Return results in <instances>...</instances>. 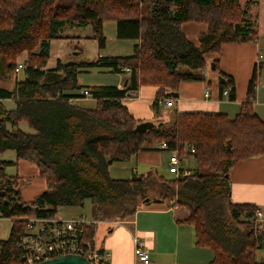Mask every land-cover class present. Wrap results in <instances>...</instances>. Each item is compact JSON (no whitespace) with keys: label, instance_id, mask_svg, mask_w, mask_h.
<instances>
[{"label":"trees","instance_id":"16d2710c","mask_svg":"<svg viewBox=\"0 0 264 264\" xmlns=\"http://www.w3.org/2000/svg\"><path fill=\"white\" fill-rule=\"evenodd\" d=\"M240 0H0V80L20 70L24 79L12 90L0 88V154L14 151L16 165H36L47 189L25 202L21 179L7 176L11 163L0 162V217L13 222L10 236L0 242V264H26L20 245L30 218H56L61 207L92 204L91 218L123 222L152 203L185 206L190 211L196 245L212 251L210 264H264V231L256 220L259 208L233 203L230 171L238 163L264 154V121L254 110L258 73L249 82L245 102L235 117L218 113L174 112L166 120L160 100L172 99L182 83L204 80L207 56L225 45L247 43L257 34ZM115 22L119 40L137 44L130 57H99L93 61L59 60L49 68L53 40L69 39L67 29L91 27L100 49L107 37L104 24ZM205 24L198 44L184 26ZM81 57L84 49H76ZM21 66V68H20ZM213 66L218 68V61ZM110 69L129 73L123 89L83 86L82 73ZM129 69V71H126ZM222 93L236 98L235 81L220 73ZM143 86L159 89L153 110L157 120L136 119L123 101ZM96 101L85 109L72 100ZM3 100H13L7 109ZM170 108V107H168ZM27 123L32 133L20 125ZM177 151L181 159L191 147L197 167L191 176L165 179L157 170L115 179L110 167L144 151ZM97 227L81 239L93 242Z\"/></svg>","mask_w":264,"mask_h":264},{"label":"crops","instance_id":"0c3cea01","mask_svg":"<svg viewBox=\"0 0 264 264\" xmlns=\"http://www.w3.org/2000/svg\"><path fill=\"white\" fill-rule=\"evenodd\" d=\"M244 7L248 10V21L254 24L257 32L255 39L247 43L225 45L220 54L208 55L207 68L203 72L204 80L182 83L179 99L174 100L173 107H177V112L223 113L229 117H235L246 100L248 85L256 69L258 86L254 110L264 121V0H245ZM183 29L188 39L194 42L198 40L200 33L206 31L207 26L190 23ZM92 35L93 32L91 35L70 34L69 39L53 40L50 48L49 68L55 69L59 60L68 63L78 60L88 62L99 57H130L137 44L133 40H119L120 47L118 45V48H110L106 42L105 48L100 49L97 40L85 39ZM79 48L84 49L85 52L77 58L78 50L76 49ZM215 60L218 61L217 69L213 66ZM221 72L235 81L236 98L233 101L229 99V96H223L219 82ZM21 73L19 70L9 81L0 80V88L12 90L16 81L24 79V76L19 77ZM88 73L91 74L90 78L93 82H89L90 85L87 87L116 86L123 89L129 77V73H117L110 69H93ZM158 91L157 87L143 86L136 97L127 98L123 103L136 119L154 122L157 116L153 110V103L157 99ZM207 91L211 93L209 99L204 98ZM86 99L88 98L81 101H86ZM79 101H76L75 105H78ZM3 104L7 109V104L15 107L13 100H3ZM164 107L165 105H162L161 108L167 112L168 108ZM167 152L144 151L130 160H136L135 169L137 171L146 166H150L151 170H156L154 167H158L162 162L166 164L167 160L168 164L170 156L168 158L167 155L170 152ZM7 154L9 153L1 154L0 162L16 166L18 170L16 176L20 177L24 183L30 184L29 187L21 190L22 198L25 202L33 201L47 189L46 181L40 178L36 165L25 161H20L16 165V156L12 160L13 157ZM113 169L112 165L110 174ZM131 171L133 175L130 178L140 175L138 172ZM229 177L233 203L257 206L258 211H261L263 215L256 221L261 224L260 229L264 231V154L238 163L231 169ZM189 219L190 211L187 207L156 202L141 208L133 218L121 222L120 225L104 222V230L100 235L97 230L102 224L98 225L96 240L102 250L110 253V264H143L137 262L134 256L133 236L135 235L139 236L150 250V264H210L214 255L211 250L196 245L195 231L188 223ZM12 226L11 219L0 217V242L9 238ZM258 259L264 263V250L259 252Z\"/></svg>","mask_w":264,"mask_h":264},{"label":"built area","instance_id":"2783aa9c","mask_svg":"<svg viewBox=\"0 0 264 264\" xmlns=\"http://www.w3.org/2000/svg\"><path fill=\"white\" fill-rule=\"evenodd\" d=\"M21 68V66H20ZM129 71V69H126ZM85 98L91 96L89 90L82 91ZM224 97L229 96V91L223 92ZM211 93L207 91L204 94L205 99H209ZM78 100H72L71 103H76ZM160 105L173 107L174 100L162 99ZM160 149L168 151L171 157L168 161L169 173L174 175V178L180 179L192 175V172L184 167L183 159L180 158L177 151H169L166 143L160 144ZM195 149L193 147L185 151L186 157L193 155ZM262 212L257 211L256 219L262 217ZM27 221V231L21 239L20 245L24 248L25 253L23 260L26 264L40 263L49 259H53L63 255H80L87 259L91 264H110V253L102 250L97 243L96 234L91 244H84L81 239L86 228L97 227L99 222L95 220H87L85 217H80L71 220H59L56 218H30L24 219ZM120 225L121 222H110ZM134 256L137 262L150 264V250L146 247L143 240L135 235L133 236Z\"/></svg>","mask_w":264,"mask_h":264},{"label":"rangeland","instance_id":"374dc122","mask_svg":"<svg viewBox=\"0 0 264 264\" xmlns=\"http://www.w3.org/2000/svg\"><path fill=\"white\" fill-rule=\"evenodd\" d=\"M240 2L242 5L245 6V0H240ZM116 29H117V25L115 22H106L104 24V33H105V36L107 37V43H108L110 48H112V47L118 48V45L120 47ZM92 32L93 31H92L91 27H86V28L67 29V30H65L64 34H65V36H69L70 34H72V35H77V34L91 35ZM197 41L195 40L194 43L198 44ZM95 71H97V70H95ZM92 75H94V74H92ZM22 76H23V74L21 73L19 77L22 78ZM90 77H92L91 74L82 73L80 75V84L85 85V86H89L90 85L89 82H93V80H91ZM103 77H106V76L103 75ZM81 100H85V99H81ZM81 100L78 102L79 106L86 107V108L88 107L90 109H94L96 107V101L94 99H92L91 97L86 99V101H81ZM7 107H8V109L14 108L13 105H8V104H7ZM175 107H170V108H168L166 106L164 107L165 109L168 108L167 112H164L162 110V112L165 115L164 117L166 120H168V119L170 121L173 120L174 112L177 111V107L176 108ZM20 128L24 132H27V133L33 132L32 129L30 128V126L24 122L20 125ZM7 153H9L7 155H10V157H13L12 160H14V157L16 156L15 152L14 151H9V152L7 151ZM167 153H169V152H167ZM169 156L171 157V154L167 155L168 158H169ZM0 157H1V154H0ZM6 158H9V156H6ZM6 160H10V159H6ZM183 164H184L185 168H187L188 170H190L192 172V174L196 170L197 162H196V159L194 158L193 155H189V156L185 157V159L183 160ZM135 165H136V160H133V159L129 160L127 162L115 163V164H113L114 169L111 172V176H113L114 178L127 179V178H130L131 175H133L132 174L133 172L131 170H133L134 172H138L139 174H145L149 170H151L150 166L149 167L146 166V167H143L142 169H140L139 171H137V169H135L136 168ZM154 168H156L158 174L163 176L165 179L174 178V175L169 173V166L167 164V160H166V164H165V162H162V164H160L158 167H154ZM4 172L7 176L13 177V176L17 175L18 170H17L15 165H8V166H6ZM28 182H29V180H28ZM20 183H21V190H23V188L29 187V185H30V184L28 185L27 183H24L23 180H21ZM91 210H92V204L90 201H87L85 203V206L82 208H79V207H61L59 209V212H58V219L59 220H71V219H76V218H80V217H85L87 220L91 221L92 220ZM103 230H104V224L99 226V228L97 230L98 234L100 235L103 232ZM259 261L262 262V260H259Z\"/></svg>","mask_w":264,"mask_h":264},{"label":"water","instance_id":"95a60500","mask_svg":"<svg viewBox=\"0 0 264 264\" xmlns=\"http://www.w3.org/2000/svg\"><path fill=\"white\" fill-rule=\"evenodd\" d=\"M219 82L223 83L224 79L220 77ZM171 96L174 99H179V93H171ZM35 264H91V263L80 255H63Z\"/></svg>","mask_w":264,"mask_h":264}]
</instances>
